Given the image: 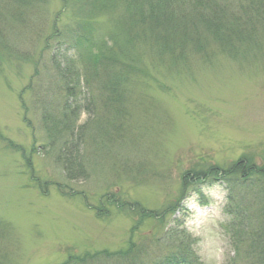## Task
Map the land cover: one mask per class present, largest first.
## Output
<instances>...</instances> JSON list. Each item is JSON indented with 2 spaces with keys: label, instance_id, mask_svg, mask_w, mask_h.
<instances>
[{
  "label": "rangeland",
  "instance_id": "1",
  "mask_svg": "<svg viewBox=\"0 0 264 264\" xmlns=\"http://www.w3.org/2000/svg\"><path fill=\"white\" fill-rule=\"evenodd\" d=\"M86 6L80 0H45L19 8L17 21L1 28L7 48L0 49V130L21 150L0 140V264H78L68 256L123 250L130 239L153 243L180 215L159 214L180 198L183 174L217 168L219 176L189 185L180 204L202 263L227 264L235 254L229 204L236 202L249 215L264 201L263 175L251 173L240 182L238 165L264 169V51L259 58L213 52L202 60L190 54L170 66L141 45L147 75L131 86L126 114L112 119L115 126L101 136L87 128L86 176L71 181L57 160L58 144L45 136L36 101L59 84L52 57L70 60L85 52L78 45H55L66 36L75 43L71 32H81V21L100 39L119 14L118 8L93 13ZM77 69L82 66L76 61ZM86 78L82 91L100 108L99 79L92 80L90 72ZM102 113L83 111L78 123ZM247 192L255 208L246 206ZM107 195L138 201L158 216L136 227L139 211L110 206Z\"/></svg>",
  "mask_w": 264,
  "mask_h": 264
},
{
  "label": "trees",
  "instance_id": "2",
  "mask_svg": "<svg viewBox=\"0 0 264 264\" xmlns=\"http://www.w3.org/2000/svg\"><path fill=\"white\" fill-rule=\"evenodd\" d=\"M4 1V2H3ZM45 0H0V49L5 50L6 39L1 28L17 21L19 8L33 7ZM93 13L97 10L118 8L119 14L110 25L107 34L95 39L88 21H81L78 27L81 32L73 37L63 38L68 48L81 46L85 52L76 58L62 59L54 55L52 64L56 67L58 86H53L48 97L37 99L36 106L41 113L45 136L51 144H58L57 160L61 162L68 180L85 178V163L82 148L85 143L87 128H92L95 135L104 133L105 127L111 129L112 119L119 120L126 114L128 94L137 78L146 76L148 70L142 65L143 45L157 60L170 66L183 64L187 57L208 60L210 53L220 52L230 56L252 55L259 58L264 51V0H80ZM56 33L54 32L53 35ZM8 39V38H7ZM49 46V45H46ZM76 61L82 71L74 68ZM102 73L99 76V69ZM99 79L102 96L101 107L92 105L91 93H83L87 87L86 76ZM86 85H85V84ZM32 88V82L27 89ZM56 90V94L54 93ZM78 91V94L77 92ZM93 108L102 111L89 123H78L83 111ZM26 113L27 108L22 106ZM108 119L105 120V119ZM29 120V119H27ZM26 121V120H25ZM29 125L30 122L26 121ZM0 140L9 148L20 151L15 143L6 138L0 130ZM124 143V141H123ZM240 182L251 173L261 174L264 169L249 167L239 162ZM219 169L195 172L187 171L182 177V193L170 209H164L161 219L166 214L180 211L179 216L172 218L170 225L153 243H136L130 239L127 248L118 251L86 252L82 255H69L68 261L87 264L93 261H104L106 264H203L195 250L196 239L188 234L184 227L185 209L180 200L185 196L189 185L204 182L207 178L219 176ZM246 192V191H245ZM121 195V193H118ZM248 192L243 195L248 209L255 208L248 200ZM110 206L128 205L129 210H138L140 219L157 218V213L143 207L138 201L123 202L108 196ZM113 199H109V198ZM229 199L232 197L229 195ZM264 200V199H262ZM249 215L236 205L229 204L228 215L234 256L227 264H264V201ZM169 210V213H167ZM102 214V212H97ZM182 215V216H181ZM254 226L252 227V225ZM1 230V228H0ZM249 230V231H248ZM245 240V241H243ZM141 245V246H140ZM115 257V259H111Z\"/></svg>",
  "mask_w": 264,
  "mask_h": 264
}]
</instances>
